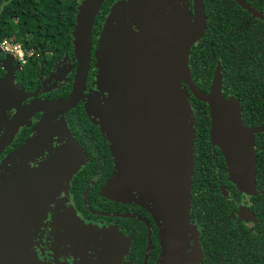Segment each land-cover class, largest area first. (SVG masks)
<instances>
[{
    "label": "water",
    "instance_id": "95a60500",
    "mask_svg": "<svg viewBox=\"0 0 264 264\" xmlns=\"http://www.w3.org/2000/svg\"><path fill=\"white\" fill-rule=\"evenodd\" d=\"M105 1L82 0L77 7L72 32L76 65L68 97L34 102L22 111L25 116L29 111L60 115L79 103L90 66L95 18ZM168 1L118 0L111 6L94 53L99 60L98 88L108 96L104 103L92 96L88 110L102 117L103 134L115 160L114 176L103 190L139 188L151 203L146 208L159 227L160 264H196L200 251H188L190 241L198 244L197 229L190 223L194 130L189 95L208 106L211 140L217 137L233 182L246 194H255L254 135L264 131V125H243L239 101L223 96L219 66L208 92L196 87L188 56L204 34L203 1L192 0L191 19L186 7L181 13L175 0ZM233 1L264 23V14L244 0ZM167 5L171 6L168 14ZM5 81H0V87ZM21 114L14 118L16 122L22 121ZM118 162L123 168L117 174ZM19 190L13 181L0 187V230L18 221L15 204L27 193ZM240 218L255 221L247 208Z\"/></svg>",
    "mask_w": 264,
    "mask_h": 264
},
{
    "label": "flooded vegetation",
    "instance_id": "af4514ba",
    "mask_svg": "<svg viewBox=\"0 0 264 264\" xmlns=\"http://www.w3.org/2000/svg\"><path fill=\"white\" fill-rule=\"evenodd\" d=\"M175 3L181 13L186 7L187 16L190 19L194 16L192 0H175ZM170 11L171 6L167 5L166 14ZM108 14L109 11L92 44L83 95L73 109L60 115L29 111V115L25 116L22 111L37 101L53 102L68 97L75 72L74 57L62 56L51 64L49 70L44 69L40 59L38 75L33 81H27L21 80L27 63L20 65L13 55L5 54L0 48V81H12L10 87L14 88L17 97L16 101L11 99L6 89L0 87V96H4L0 100V185L7 183L10 176L6 177L3 168H42L50 153L41 149L39 151H44L42 155L27 156L24 149L31 140L41 139V135L37 136V128L44 121L49 120V124H59L64 128L81 155L77 157L78 163L72 166L76 169L71 176L55 177L51 184L60 185L57 191L52 195L42 192V196H47L43 201L34 199L39 206L35 205L30 210V205L21 204L22 207L17 209L18 221L14 223L16 233L12 227L0 230V264H21V258L28 264H160L162 260L159 227L147 210L146 202L118 201L103 196L104 186L114 176L115 160L110 143L103 134L102 117L88 110V102L96 96L104 103V97L108 96L107 92L98 88L99 60L94 56ZM132 28L136 30L135 26ZM33 50L37 52L36 47ZM37 56L41 57V54ZM18 114L22 115L20 123L14 120ZM210 130L209 118L207 137L195 143L193 141L194 152L198 151L200 159L196 166L193 163L190 223L197 229L198 244L190 241L188 251H200L196 264H201L204 259V241H211L212 229L227 228L231 224L248 230L252 237L258 235L259 230L254 229L259 219L252 209L253 198L264 195V187L258 189L255 186V194H246L237 188L221 148L211 140ZM52 143L56 151H62L63 142L54 137ZM44 144L45 139L39 146ZM61 157L55 158L57 164ZM65 165L62 161L55 168H67ZM194 168H201L199 179L195 178ZM261 185L264 186V183ZM209 197L213 201L209 204L210 208L205 204L209 202ZM244 208L254 215L255 221L245 222L240 218ZM63 211L67 217H61ZM61 222L62 225L58 226ZM249 224L253 226L248 227ZM85 226L110 229L118 240L113 245L102 246L106 239L101 235L96 240H89L82 249H75L71 244ZM261 244L264 245V240ZM240 263L248 264L244 261Z\"/></svg>",
    "mask_w": 264,
    "mask_h": 264
},
{
    "label": "trees",
    "instance_id": "16d2710c",
    "mask_svg": "<svg viewBox=\"0 0 264 264\" xmlns=\"http://www.w3.org/2000/svg\"><path fill=\"white\" fill-rule=\"evenodd\" d=\"M82 0H0V40L13 37L25 50L37 48L23 67L21 80H34L39 72V60L44 69L62 56L74 57L72 32L77 7ZM115 0H106L95 18L92 44L98 35L104 16ZM205 15L203 36L189 52L188 67L193 83L208 92L219 66L224 97H234L241 107L245 127L264 125V23L251 17L233 0H202ZM264 14V0H244ZM41 54V57L37 55ZM47 54V57L45 56ZM45 70V71H46ZM193 111V141L207 137L208 106L189 95ZM194 148V147H193ZM254 187L264 186V132L254 135ZM194 164L200 156L194 152ZM200 178L201 168H194ZM209 193L212 191L207 189ZM212 201L205 202L207 206ZM212 204V203H211ZM213 206V205H212ZM252 209L259 221L254 229L258 235L244 228L212 229L211 241H204L201 264H264V195L253 198Z\"/></svg>",
    "mask_w": 264,
    "mask_h": 264
},
{
    "label": "rangeland",
    "instance_id": "374dc122",
    "mask_svg": "<svg viewBox=\"0 0 264 264\" xmlns=\"http://www.w3.org/2000/svg\"><path fill=\"white\" fill-rule=\"evenodd\" d=\"M7 93L8 96L11 99H14L16 101V92L14 88L10 87V83L8 81H5L2 85ZM52 119V118H51ZM49 122V120H47ZM47 121H44V123H41L37 128V136L41 135V139L37 140H31L28 145L24 149V153L27 156H35V155H42L45 150H47L50 155L47 160H45L42 163V168H3L2 171L6 174V177H8V181H13L16 186L19 187V193L23 194L25 193V190L27 193L21 198V200L15 204V208L20 209L22 206L21 204H24V206L30 205L29 209L33 210L36 206H39L37 202H34V199L39 198V202L43 201L45 197L42 196V192L47 191L51 195L55 191L59 189V186L56 187L54 184H51L57 175H62L64 178H66L68 175H72L75 172L76 168H73L74 163H78V156L80 155V152L78 150V147L72 142V138L69 137V135L66 133V130L64 128H61L59 124H49ZM56 137L58 141L63 142L61 144V150L56 151V147L52 143V139ZM215 138H217L215 135H213V143L220 147V142H218ZM44 139L46 140V144L39 146L44 142ZM39 146V147H37ZM43 149L44 151L41 152L39 150ZM243 152L246 153V149H243ZM61 157L60 162L57 164L55 160L58 157ZM56 158V159H55ZM64 161L65 166L67 168H55L59 167L60 163ZM123 165L118 162L117 163V174L122 170ZM44 179V180H43ZM45 181V182H42ZM7 183H4V185L0 186L2 189L5 188ZM19 194V196H21ZM103 196L109 199L118 200V201H137L139 203H149L142 191L132 186L127 191L123 192H117L114 191L111 188H106L103 190ZM151 204V203H149ZM36 205V206H35ZM59 208L57 207L56 210ZM64 212V211H63ZM66 212H64L61 217H67L65 215ZM70 213H72L70 211ZM73 214V213H72ZM60 217V218H61ZM58 218V217H57ZM18 219V214H17ZM71 221L68 219V222ZM72 222V221H71ZM70 222V223H71ZM69 223V224H70ZM62 225V222L59 223L58 226ZM16 225L12 227L14 232L16 233ZM103 236L106 240V242L102 243V246L104 244L113 245L117 240L118 237H116L115 233L111 231L110 229H99L96 226H85L80 234H78L74 240V242L71 244L75 249H82L83 246H86V243L89 240H96L98 236ZM21 264H28L27 260L20 259Z\"/></svg>",
    "mask_w": 264,
    "mask_h": 264
},
{
    "label": "clouds",
    "instance_id": "9594fccd",
    "mask_svg": "<svg viewBox=\"0 0 264 264\" xmlns=\"http://www.w3.org/2000/svg\"><path fill=\"white\" fill-rule=\"evenodd\" d=\"M0 48H3L5 52H10L13 56H15L21 64H26L27 61L24 59V54L21 50V45L17 44L15 46L9 45L8 41L5 40L3 43H0ZM248 227H252L253 225H247Z\"/></svg>",
    "mask_w": 264,
    "mask_h": 264
},
{
    "label": "built area",
    "instance_id": "2783aa9c",
    "mask_svg": "<svg viewBox=\"0 0 264 264\" xmlns=\"http://www.w3.org/2000/svg\"><path fill=\"white\" fill-rule=\"evenodd\" d=\"M5 40H7L8 43H9V45H11V46H15V45H17V44L21 45V50H22V52H23V54H24V59H25L26 61H28V58L31 57V56L33 55V53H34V50H33V49L25 50L21 43H19V42H15V41H14V39H13L12 36H11V37H7V38H3V39H1V40H0V43H3ZM1 49H2V51H3L5 54H10V55H12L10 52H5L3 48H1ZM14 57H15V56H14ZM15 59L18 61V63H19L20 65H25V64H21L20 61H19L16 57H15Z\"/></svg>",
    "mask_w": 264,
    "mask_h": 264
}]
</instances>
